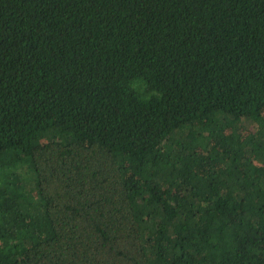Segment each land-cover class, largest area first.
Segmentation results:
<instances>
[{
	"label": "trees",
	"instance_id": "16d2710c",
	"mask_svg": "<svg viewBox=\"0 0 264 264\" xmlns=\"http://www.w3.org/2000/svg\"><path fill=\"white\" fill-rule=\"evenodd\" d=\"M0 264H264V0H0Z\"/></svg>",
	"mask_w": 264,
	"mask_h": 264
}]
</instances>
